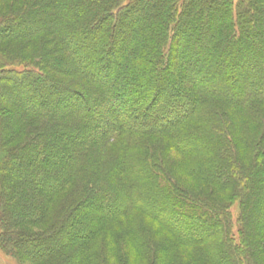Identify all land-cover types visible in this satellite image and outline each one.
Instances as JSON below:
<instances>
[{
	"label": "trees",
	"instance_id": "trees-1",
	"mask_svg": "<svg viewBox=\"0 0 264 264\" xmlns=\"http://www.w3.org/2000/svg\"><path fill=\"white\" fill-rule=\"evenodd\" d=\"M125 1L0 0L1 248L264 264V0Z\"/></svg>",
	"mask_w": 264,
	"mask_h": 264
},
{
	"label": "rangeland",
	"instance_id": "rangeland-1",
	"mask_svg": "<svg viewBox=\"0 0 264 264\" xmlns=\"http://www.w3.org/2000/svg\"><path fill=\"white\" fill-rule=\"evenodd\" d=\"M131 1L132 0H129V1L126 0L123 3V5L121 6V9H116L114 11L116 16H115V19L113 20V24L120 19V16H121L120 12L122 13L124 10L130 8ZM236 2H237V0H232V2H231L232 3V9L234 8ZM175 3H176V5H175L176 7L175 8L179 9V7L182 5V0H174V1H172V4H175ZM128 4H130V5L127 6ZM165 5H166V2H165ZM177 18H178V16L173 15V16L169 17V20L172 19L173 21H177ZM173 23L174 22H169V24H167V27H168L167 28V32H168L167 39L168 40H170V37L173 34V27H174ZM168 40L165 41V44H166V42H169ZM126 110L130 111L128 105L126 106ZM65 192H66V190L63 191V193H65ZM230 210H231V214L233 215V219H236V216L238 215V203L234 202L231 205ZM235 221H234V227H233L234 233H236ZM44 227H45V225H36V226L32 225V226L23 227V229L27 230V231H30V232H36V231H40ZM0 231H1V229H0ZM0 264H33V263L30 262L29 260H27L26 258H23V256H21V254H19L15 249H13L11 252L10 251H4L1 248V246H0Z\"/></svg>",
	"mask_w": 264,
	"mask_h": 264
}]
</instances>
